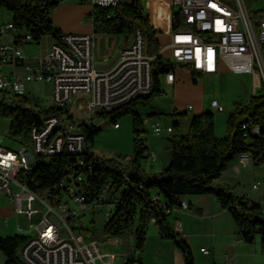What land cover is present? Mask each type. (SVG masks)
I'll return each mask as SVG.
<instances>
[{
  "label": "built area",
  "instance_id": "1",
  "mask_svg": "<svg viewBox=\"0 0 264 264\" xmlns=\"http://www.w3.org/2000/svg\"><path fill=\"white\" fill-rule=\"evenodd\" d=\"M85 1L93 7L113 6L118 0ZM255 1L171 0L175 23L168 42L157 51L161 56L163 48L169 49L163 61L169 64L163 72L165 81H174L176 64L201 74L215 73L219 64H224L234 72L257 74L260 94L264 93V0H259L262 6H255ZM14 29L12 18L0 25V64L12 68L11 75L0 69V96L3 93L25 95L27 83L49 82L52 86L49 106L67 105L66 111L50 112L40 118L46 119L47 131H38L37 125L32 127L30 147L13 151L0 141V195L7 197L20 218L18 228H33L35 232L34 236H26L16 256L22 264H96L106 256L101 251L103 242L76 228L75 218L95 210L97 213L103 211L104 221H107L118 196L111 192L109 180L92 190L88 179L93 165L85 158L84 135L78 124H96L106 113L147 96L153 86L154 55L146 53L144 33L135 26L128 43L118 50L116 61L108 70L95 67L94 32H61L34 61H30L22 44L29 42L32 35L14 32ZM4 35L12 37V42L1 41ZM72 95L84 96L83 115L77 116L71 111ZM209 104L215 111H224L215 98ZM190 108L188 105L187 110ZM52 124H59V131H52ZM143 124L154 136L173 131L171 125L162 126L157 121L149 123L147 117L141 119ZM118 126V121L112 123L113 128ZM240 127L244 141L251 137L264 140V126L255 124L250 117H245ZM59 155L65 158L62 176L51 187L38 191L35 188L37 179L28 173L38 172L39 165ZM143 155L146 162L156 157L148 149ZM258 158L264 161V151ZM236 161V172L253 163L250 154L245 152L239 153ZM257 187L256 183L251 184L252 190ZM152 199L160 201L158 195H153ZM178 207L187 209L188 205L180 201ZM172 209L168 207L166 212ZM179 227V221H175L173 229ZM199 251L208 253L203 247Z\"/></svg>",
  "mask_w": 264,
  "mask_h": 264
},
{
  "label": "trees",
  "instance_id": "2",
  "mask_svg": "<svg viewBox=\"0 0 264 264\" xmlns=\"http://www.w3.org/2000/svg\"><path fill=\"white\" fill-rule=\"evenodd\" d=\"M58 2L59 0H0V8L11 12L16 29L30 32L33 40L38 42L43 34L57 38L61 33V29L55 26L50 18V11ZM108 13L111 14L107 17ZM89 16L94 33H121L126 37L131 34L133 27H139L145 36L146 53L154 55L151 92L106 113L103 119L105 125L107 122H117L123 115L131 116L134 137L133 155L129 156V159L94 157L88 149L104 125L99 127L95 124H78L84 135L85 158L93 165L92 175L88 179L92 190H97L103 182L109 180L111 192L118 196L114 211L105 221L102 233L119 236L131 227L134 252L139 254L145 243L146 225L152 219L159 237L175 243L183 264H194L189 246L179 238L177 231L169 226V213L166 209L178 206L182 195L208 194L229 213L238 229L239 239L243 243L252 244L255 234H258L264 252V212L260 203L247 200L244 195H236L226 186L215 184L227 163L239 153H249L254 164H264V161L258 158L264 151V140L251 137L244 141L240 127L245 117H250L255 124L264 126V93L252 96L247 105L237 107L228 114L227 133L222 137H216L213 133V114L210 111L192 115L183 134L174 132L178 123L173 122L171 126L174 131L169 133L170 136L166 140L169 162L159 171L148 173L142 165L143 151L147 148L144 141L138 138L139 132L143 131L138 130L141 118L133 106L160 92L159 76L169 66L162 62L161 56L157 54L160 41L156 32L159 29L142 13L138 0H118L113 6H93ZM174 23L175 19L172 17L171 27ZM186 67L191 80L195 82L201 73ZM66 107L67 105L42 107L36 99H31L26 94L3 93L0 96V119L9 120L10 136L28 141L34 125H37L38 131L44 130L43 119H40L43 115L66 111ZM66 117L70 119L71 115ZM55 131H59V128ZM64 163V155L53 156L46 164L38 166V172L28 173L38 181L35 188L41 191L51 187L62 176ZM153 195H158L160 201L153 200ZM26 239V236L20 234L0 235V252L5 257V264H22L16 256V251ZM134 261L136 260L133 256L128 263Z\"/></svg>",
  "mask_w": 264,
  "mask_h": 264
},
{
  "label": "rangeland",
  "instance_id": "3",
  "mask_svg": "<svg viewBox=\"0 0 264 264\" xmlns=\"http://www.w3.org/2000/svg\"><path fill=\"white\" fill-rule=\"evenodd\" d=\"M82 2L83 0H59L58 4L50 11V18L51 12L53 10H58V12L63 13L68 20H74L75 24L84 23L83 25L85 26L90 22V18L89 13H82L83 9L79 5L83 4ZM262 2L264 3V1ZM259 4V0L254 2L255 6ZM11 18L12 14L9 10L0 8V25ZM52 23L57 26L55 22L52 21ZM14 32L18 33L24 31L15 28ZM121 35L124 36L123 34ZM129 37L130 34L127 35L125 39ZM49 38V34L41 35L38 42H35L32 38L29 42L22 44L23 52L26 56L38 57L47 46ZM1 41L11 43L12 37L4 35ZM164 44H166V40L163 38V44L160 48H162ZM168 55L169 49L163 48L160 57L161 61L163 62ZM99 66H101V62L97 63V67ZM0 69L4 74L11 75V66L0 64ZM174 69L175 73H178L177 71L180 70L186 75H190L186 66L176 64L174 65ZM17 71L22 72L20 69ZM166 83L164 73H162L159 76L158 89L160 92L153 94L145 102L137 103L133 106V109L136 110L140 118L141 116H146L149 123L157 121L160 125L165 126L177 122L178 126L174 131L176 134H183L186 132L190 117L198 113L195 111L197 108H201L202 111L212 112L213 133L216 137H222L227 133L226 120L228 114L237 107L247 105L252 96L261 95L257 81L255 80V85L253 84L252 73L234 72L224 64H219L215 73L200 74L196 77L195 82H193L191 78L184 77L181 79V77L176 76L174 89ZM25 94L31 99H36L40 106L47 107L51 103L52 86L49 82H30L26 85ZM74 98L75 100L73 101ZM212 98L217 99L222 105L224 109L223 112L212 111L209 104ZM84 105V96L72 95L70 99V109L75 115L84 114ZM188 105H190L191 108L187 110ZM182 112L184 113L182 114ZM117 121L119 128H113L112 124L107 122L94 137L93 145L88 149L93 153L94 157L101 159H124L126 156L133 155L134 134L132 132V118L127 114L117 119ZM102 122H104L103 119L98 121L95 125H99ZM8 125L9 120L0 119V141L4 147L13 151H18L22 149L23 146L30 147L32 145L30 141L24 142L19 138L10 136L8 134ZM57 128H59V126L52 129V131H55ZM139 128L143 131L139 132L138 138L142 139L146 146H150L158 155L163 154L169 157L168 151L166 150V140L170 136L168 133L163 131L160 136H154L147 125L143 124L138 127V130ZM235 160L236 158L233 159L232 162L227 163L221 176L215 180V184L228 187L230 191L236 195H241V192L247 193L250 198L257 199L260 202L264 212V164L251 163L248 167L241 170L240 173H234L232 165ZM252 183L257 184L258 187L256 190L251 189ZM5 219L10 221L9 227L16 228L17 234L24 236L35 235L33 228H18V216L14 213L13 208H0V224H4ZM104 224L103 211L97 213L95 210H88L75 218L74 226L81 229V231L88 236H99L102 235ZM131 229L132 228L129 227L124 231V234L130 233ZM237 245H240V252L242 254L239 264H264V253L260 251L254 253V249H257L260 245V237L258 234H255L252 244L237 243ZM232 247L234 248L233 244H231L228 249ZM228 249L223 250L230 252ZM218 255V259L222 260L227 257L223 256L222 253H218ZM228 256H231V254H228Z\"/></svg>",
  "mask_w": 264,
  "mask_h": 264
},
{
  "label": "crops",
  "instance_id": "4",
  "mask_svg": "<svg viewBox=\"0 0 264 264\" xmlns=\"http://www.w3.org/2000/svg\"><path fill=\"white\" fill-rule=\"evenodd\" d=\"M138 2L141 5L142 13L147 15L150 22L159 29V31L156 32V37L160 41L159 50L163 44V38L167 43L170 37L169 30L171 29L173 17L171 0H138ZM82 3L83 4H79L83 9L82 13H90L92 8L90 4L85 0H83ZM51 19L61 29V32L93 33L91 18L90 22L86 24L87 26H84V23L75 24L74 20H68L63 13H59L58 10H53L51 12ZM129 38L125 39V36L119 33H95L93 46L95 67L98 70H108L111 68L116 61L118 50L128 43ZM51 40L52 37L50 36L45 48L48 47ZM27 58L30 59V61H34L35 59V57L30 55H28ZM98 62H101V66L99 67H97ZM177 72L178 73H175L174 69V81L172 83H166L173 89L176 76L181 77V79L184 77L191 78L189 74L186 75L183 71L179 70ZM255 80L257 83L259 82L258 75L252 73L253 84ZM195 111L199 113L202 109L197 108ZM212 111H214L213 108ZM141 118H143V116H141ZM43 122V131H47L46 119H43ZM57 126H59V124H52V129ZM117 128H119V126ZM144 145L146 146V144ZM146 148L156 155L154 159L148 162L144 160L142 165L146 172H157L168 164L169 157L167 155H158L150 146H146ZM236 165L237 161L235 160L232 165V170L234 173H240L241 171H235ZM240 194L244 195L248 200L259 202L257 199L250 198L247 193L241 192ZM180 201L186 202L188 208L182 209L178 206L173 207L167 215V221L171 228H173L175 221H179L180 227L176 231L179 238L185 241L190 247L194 264H239L242 254L240 252V245H237V243L242 244L243 242L238 237L237 227L231 216L225 209H222L218 205L215 198L208 194H187L182 195ZM1 207L12 208L4 194L0 195V208ZM20 222L21 220L18 217L17 226ZM4 224H0V235L17 234L15 227H9L10 221L8 219L4 220ZM92 236L103 242L101 244V251L106 253V256L96 264H183L181 253L175 243L172 240H165L159 237L158 229L154 225L153 220H149L146 225L145 243L138 254L140 258L139 263L135 261L128 263V260L135 254L132 229L130 233H123L119 236H109L103 233L99 236ZM231 244H233L234 248L228 249ZM201 247L207 249L208 253H201L199 251ZM223 249H228L230 252ZM257 251L263 252L260 245L257 249H254V253H257ZM218 253L227 256L226 259H218ZM228 254H231V256H228ZM0 264H5V257L1 252Z\"/></svg>",
  "mask_w": 264,
  "mask_h": 264
},
{
  "label": "water",
  "instance_id": "5",
  "mask_svg": "<svg viewBox=\"0 0 264 264\" xmlns=\"http://www.w3.org/2000/svg\"><path fill=\"white\" fill-rule=\"evenodd\" d=\"M104 125V122H102V123H100L99 124V127H101V126H103ZM134 258H135V262H137L138 263V259H139V255H138V252H135V254H134Z\"/></svg>",
  "mask_w": 264,
  "mask_h": 264
},
{
  "label": "bare ground",
  "instance_id": "6",
  "mask_svg": "<svg viewBox=\"0 0 264 264\" xmlns=\"http://www.w3.org/2000/svg\"><path fill=\"white\" fill-rule=\"evenodd\" d=\"M38 128V127H37Z\"/></svg>",
  "mask_w": 264,
  "mask_h": 264
}]
</instances>
